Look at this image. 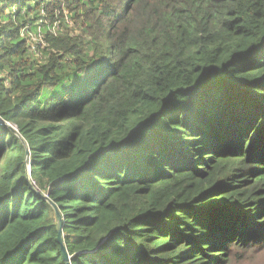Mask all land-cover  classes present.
<instances>
[{
	"label": "trees",
	"instance_id": "obj_1",
	"mask_svg": "<svg viewBox=\"0 0 264 264\" xmlns=\"http://www.w3.org/2000/svg\"><path fill=\"white\" fill-rule=\"evenodd\" d=\"M35 188L71 264L264 252V0H0V264H67Z\"/></svg>",
	"mask_w": 264,
	"mask_h": 264
},
{
	"label": "rangeland",
	"instance_id": "obj_2",
	"mask_svg": "<svg viewBox=\"0 0 264 264\" xmlns=\"http://www.w3.org/2000/svg\"><path fill=\"white\" fill-rule=\"evenodd\" d=\"M43 22H44V26L47 27L48 29H53L54 31H56L58 28L59 21L51 22L49 19H44ZM43 39H44L43 36H38L33 34L32 39L30 40L31 45L33 46L32 48L33 51L38 52L37 43H41V47H45V42L43 41ZM10 125L14 126L12 123H10ZM234 264H264V252L256 253L254 255L248 256L246 260L241 262H235Z\"/></svg>",
	"mask_w": 264,
	"mask_h": 264
},
{
	"label": "water",
	"instance_id": "obj_3",
	"mask_svg": "<svg viewBox=\"0 0 264 264\" xmlns=\"http://www.w3.org/2000/svg\"><path fill=\"white\" fill-rule=\"evenodd\" d=\"M5 123H6V124L12 129V130H14L15 132H17V133L19 134V130H18V128H17L16 126L14 127V126L10 125V123L7 122V121H5ZM19 135H20V134H19ZM26 154H27V157H29V155H30V150H29V149H27ZM30 164H31V162H30ZM28 167H29V175H30V172H31V171H30V165H28ZM35 190H36L40 195H42V197H44L49 203H51V205L53 206V208H54V210H55V212H56V217H57V222H58V240H59V242H60V244H61V251H62L63 257H64V259L66 260L67 264H71V257H70V255H69V252H68V250H67L66 244H65V242H64V234H63V228H62V215L60 214V211H59V209H58L56 203L53 202V201L49 198L48 194L42 193L41 190L38 189V188H35Z\"/></svg>",
	"mask_w": 264,
	"mask_h": 264
},
{
	"label": "built area",
	"instance_id": "obj_4",
	"mask_svg": "<svg viewBox=\"0 0 264 264\" xmlns=\"http://www.w3.org/2000/svg\"><path fill=\"white\" fill-rule=\"evenodd\" d=\"M39 36H41V35H39Z\"/></svg>",
	"mask_w": 264,
	"mask_h": 264
}]
</instances>
